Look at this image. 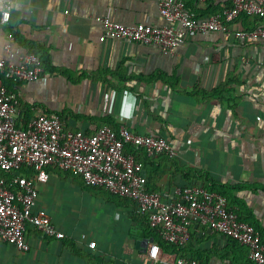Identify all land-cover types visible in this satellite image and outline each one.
Here are the masks:
<instances>
[{
	"label": "crops",
	"instance_id": "crops-1",
	"mask_svg": "<svg viewBox=\"0 0 264 264\" xmlns=\"http://www.w3.org/2000/svg\"><path fill=\"white\" fill-rule=\"evenodd\" d=\"M184 1L199 17L224 6ZM159 2L18 0L10 22L0 27V58L6 57L7 34L13 32L16 46L39 54L46 69L37 81H8L10 89L21 91L18 123L27 126L41 114L58 113L68 129L92 133L95 126L125 124L164 136L177 155L155 158L149 183L164 190L189 181L210 185L205 175L187 170L209 174L230 188L229 205L258 227L264 241V42L233 33L190 34L168 53L107 38L96 19L161 25ZM261 22L243 14L233 29L249 30ZM107 93L110 105L104 111ZM49 171L38 206L66 237H47L30 225V250L0 239V264L150 263L155 230L133 200L89 186L80 175ZM190 242V254L201 264H254L245 246L199 224Z\"/></svg>",
	"mask_w": 264,
	"mask_h": 264
},
{
	"label": "built area",
	"instance_id": "built-area-1",
	"mask_svg": "<svg viewBox=\"0 0 264 264\" xmlns=\"http://www.w3.org/2000/svg\"><path fill=\"white\" fill-rule=\"evenodd\" d=\"M18 0H0V27L10 22ZM200 5L224 2L221 11L199 17L184 0H160L165 23L128 25L97 16L104 36L129 42L158 46L173 53L190 34L222 32L264 42V0H197ZM243 14L262 22L249 30L233 29ZM16 37L8 32L5 58H0V239L23 251L30 250L28 224L43 235L64 239L66 234L55 225L52 216L38 206L40 185L50 179V168L80 175L89 186H102L110 193L133 200L137 213L149 219L151 227L168 243L188 245L194 227L199 224L213 233L232 238L248 251V258L264 264V241L257 226L242 220L228 198L204 185L174 186L171 190H150L144 162L131 149L148 156L177 155L164 136L143 134L127 125L117 128L104 124L92 133L68 129L58 113H44L20 126L21 91L10 89L5 76L14 82L37 81L46 72L42 57L23 52ZM110 94L104 98L108 111ZM91 247L96 242H90ZM149 264H200L192 257L171 255L153 239L148 251ZM126 264H135L132 262Z\"/></svg>",
	"mask_w": 264,
	"mask_h": 264
},
{
	"label": "trees",
	"instance_id": "trees-1",
	"mask_svg": "<svg viewBox=\"0 0 264 264\" xmlns=\"http://www.w3.org/2000/svg\"><path fill=\"white\" fill-rule=\"evenodd\" d=\"M43 63L45 65L44 60H43ZM4 79H5V83L8 85V87L9 88H12L13 85H11V84L9 85V82L8 81H13V80L10 79V78H8L7 76H5ZM212 96H215V92L212 93ZM111 126L112 127H116V128L118 127V125H116V124H112ZM131 151L135 154V156L137 157L138 160L144 162V165H145V173H146L147 178H148V184H147L148 189H150V190H161V191L164 190V189H161V188H158V187H154L152 184L149 183V179L151 178V175H152L151 174V171H149V166L154 161V159L157 158V157L166 156V157L169 158L170 156L165 155V154H161V155H156V156L150 157L143 150H136L134 148V149H131ZM187 172H189V173H191V172L193 173L194 172L195 174H197V176H199L200 174L205 175V179L207 181L210 180L209 181L210 182V185H208V183L204 185V186H206V188L208 190H210V191H217V192L225 195L228 199H229V196H231L230 195L231 194L230 188L226 184L217 182L215 179H213L212 177H210L209 174H207V173H201V172H198L197 170H191V169H188ZM197 185H203V184H200L199 182H192V181L186 182L185 184H174V183H172V184H170L169 188H167V190H169V189L171 190L172 188H174V186H183V187H185V186H197ZM124 198H126V197H124ZM127 199L128 200H131L129 198H127ZM228 202H229V200H228ZM142 217H143V220H145V222H147L148 224H150L148 217H146V216H142ZM239 217H240V215H239ZM30 225L31 226H34L32 224H28V227ZM28 227H27V229H28ZM153 234H154V238L156 239V241H158L161 244V246H162V248H163L164 251H169V252L177 253L180 256L192 257V258L197 259L199 261V263H200V260H199V258L197 256H193V255L190 254V251H189L190 246L189 245H191V242L188 245L180 246V245H177V244H172V243L166 242L165 240H163L158 235V233H157L156 230H155V233H153ZM230 239L238 243V241H236V240H234L232 238H230ZM250 262H252V261L250 260ZM252 263H254V262H252ZM254 264H256V263H254Z\"/></svg>",
	"mask_w": 264,
	"mask_h": 264
},
{
	"label": "water",
	"instance_id": "water-1",
	"mask_svg": "<svg viewBox=\"0 0 264 264\" xmlns=\"http://www.w3.org/2000/svg\"><path fill=\"white\" fill-rule=\"evenodd\" d=\"M153 241V239H151V242Z\"/></svg>",
	"mask_w": 264,
	"mask_h": 264
}]
</instances>
